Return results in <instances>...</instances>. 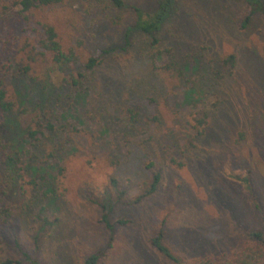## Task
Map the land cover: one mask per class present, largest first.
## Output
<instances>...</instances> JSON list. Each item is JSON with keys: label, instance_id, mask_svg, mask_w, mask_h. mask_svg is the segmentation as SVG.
<instances>
[{"label": "rangeland", "instance_id": "1", "mask_svg": "<svg viewBox=\"0 0 264 264\" xmlns=\"http://www.w3.org/2000/svg\"><path fill=\"white\" fill-rule=\"evenodd\" d=\"M12 1L0 0V39L10 40L15 51L22 26L12 19L10 7L2 8ZM122 1L117 7L66 0L64 6L45 11L63 49L74 46L79 63L96 49L110 50L94 71V85L82 94L74 91L73 98L63 96L51 113L55 126H67L65 134L50 142L53 156L47 155L46 141L35 146L26 134L44 108L36 101L33 85H39L29 83L17 68L10 70L7 98L14 110L12 120L0 124V134L17 146L20 162L14 173L0 166L12 212L0 226V260L35 251L40 264H81L85 253L107 243L99 203L108 200L114 204L112 217L122 216L128 223L115 228L99 264H170L149 240L163 217L164 241L185 262L229 255L250 242L251 230L264 235V14L241 29L246 8L238 0L173 2L158 31L161 49L170 54L154 59L156 64L174 61L192 79L196 73L207 75L205 70L220 56L236 55L233 74L224 82L205 76L184 90L151 67L147 51H139L148 46L145 34L133 32L134 47H124L131 6L150 12L156 0ZM11 56L0 42V62ZM75 69L80 67L39 60L31 75L47 77L43 97L51 101L63 76ZM213 95L218 102L204 134L195 139L192 119ZM127 105L157 112L160 122L149 129L139 123L127 142L122 133ZM64 140L68 142L62 147ZM156 169L162 171L157 189L134 202ZM245 173L247 182L241 180ZM109 177L118 180L121 199L109 189Z\"/></svg>", "mask_w": 264, "mask_h": 264}, {"label": "trees", "instance_id": "2", "mask_svg": "<svg viewBox=\"0 0 264 264\" xmlns=\"http://www.w3.org/2000/svg\"><path fill=\"white\" fill-rule=\"evenodd\" d=\"M96 3L103 4L104 2L120 7L123 5L122 0H94ZM246 8V13L239 21V27L241 29L246 28L251 19L259 14H264V0H238ZM66 0H13L10 5H5L3 9H9L13 15L12 19L21 24L20 32L22 35V41L19 42V47L14 51L10 47V40H1L2 49L5 53L12 52V56L7 60L0 62V115L2 121H10L12 118L9 116L13 113L14 102L7 98V84L11 80L10 70L17 68L18 73L27 78L29 83H36L38 96L36 101L43 102L42 113L39 112V117L35 120V124L31 129L26 131L27 138L33 142V144H39L40 140H44L49 151L47 155L53 156L55 153V147L50 145L51 141L57 137V134H65L67 129L66 124L55 126L51 116L55 113L59 107V102L63 96L73 98L76 96L73 94L74 91L80 94L85 93L89 90V84H93L95 80L94 71L99 65L103 54L110 51L109 49H96L93 53L88 56H84L81 63H79L80 55L74 46L70 45L66 49H63V45L59 40L58 33L55 26L46 18L45 11L55 9L64 6ZM173 2L176 0H156L155 8L150 11H144L141 7L132 5L133 20L129 28L124 32L123 43L127 50L134 47L135 39L132 36L133 32L139 34H145L148 38V46L139 51H147V55L151 60V67L154 70L160 71L161 74H167L171 80H175L176 85L181 86L186 90L188 86H194L195 82L202 81L201 78L208 76L215 82H224L228 77L232 76L234 68L236 67V55L234 53H228L220 56L217 64L211 65L205 71L208 72L206 75L204 72L201 74L196 73L195 78L189 79L184 75L181 66L177 65L174 61H167L163 64H156L154 59L160 58L163 53L170 54L168 49H161V40L158 36V31L164 19L170 14ZM50 62L63 65V66H75L80 69H75L67 73L62 78L61 88L56 90L55 97L49 101H45L43 94L46 92L48 87L47 77L41 79L31 75L33 71V64L37 61L47 60ZM199 75V76H198ZM94 85V84H93ZM213 87L214 83H212ZM211 84L209 86H212ZM218 102V96L213 95L207 104L203 106L202 111L198 112L197 117H193L192 123L190 124L191 129L194 131L193 137L199 138L205 132V127L208 123L209 113L215 109ZM56 106V108H54ZM41 111V110H40ZM52 113V114H51ZM125 123L123 124L125 138L127 142L129 138H132L130 133L137 130L139 123L155 126L156 123L160 122V117L157 112L153 113H142L133 105H127L122 109ZM58 115V113H56ZM41 118L45 119L44 124L41 123ZM72 128L67 131H71ZM60 136V135H59ZM126 139L124 141L126 142ZM60 142V141H59ZM65 142L61 143L64 147ZM189 144H194L190 140ZM52 146V147H51ZM16 145L14 143L6 142L3 140L0 134V166L8 173H14L18 170L19 166V155L17 154ZM123 145L119 148H122ZM171 162L176 163L174 158H169ZM59 172L63 173V168H59ZM248 172V171H247ZM162 171L161 169L154 170L150 178L144 181L140 191L134 196V202L141 201L147 195L153 193L161 180ZM236 178H240V175H236ZM241 180L247 182L248 173H245ZM109 189L116 191L118 197L121 199L123 190L119 187V182L114 177H109ZM30 183L34 180L30 179ZM35 185V184H34ZM6 185L3 176L0 172V226L7 224L12 218L11 209L7 206L5 201ZM110 199H112L110 197ZM101 217L100 221L103 223L105 228L108 230V240L104 248L98 250H92L83 255L81 264H99L102 257L104 256L105 249L110 245L113 237L114 230L117 226H121L128 223V219L119 216L116 218L112 217L113 202L100 201ZM166 219L163 217L157 224L153 234L150 237L151 246L170 264H264V235L261 230H251L249 232L250 242L243 246L237 251H233L229 255L221 257L205 256L201 258L193 259L189 262H185L175 252H173L164 241ZM17 247V242H16ZM36 250V249H35ZM22 258H5L0 260V264H14L20 263L22 260L30 262V264H40L36 252L21 253Z\"/></svg>", "mask_w": 264, "mask_h": 264}]
</instances>
